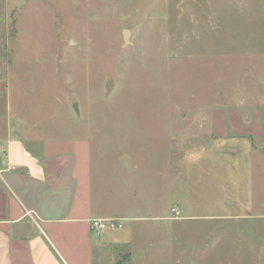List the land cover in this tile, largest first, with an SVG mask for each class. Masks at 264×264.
<instances>
[{"label":"rangeland","instance_id":"obj_1","mask_svg":"<svg viewBox=\"0 0 264 264\" xmlns=\"http://www.w3.org/2000/svg\"><path fill=\"white\" fill-rule=\"evenodd\" d=\"M263 109L264 0H0L1 134L90 130L175 159L187 217L131 221L96 264H264V216L250 232L231 216L264 214V138L247 129Z\"/></svg>","mask_w":264,"mask_h":264},{"label":"crops","instance_id":"obj_2","mask_svg":"<svg viewBox=\"0 0 264 264\" xmlns=\"http://www.w3.org/2000/svg\"><path fill=\"white\" fill-rule=\"evenodd\" d=\"M250 118L259 123H249L248 134L264 138V109ZM12 133L9 123L0 132V264H96L106 248L129 240L131 221L187 217L172 211L178 208L170 201V147L111 145L90 130L72 137L28 133L24 142ZM249 185L252 200L251 177ZM232 204L240 208V197ZM253 209L249 202L231 215L237 230L244 223L250 232L253 217L264 216ZM92 218L126 220L120 229L96 233Z\"/></svg>","mask_w":264,"mask_h":264},{"label":"built area","instance_id":"obj_3","mask_svg":"<svg viewBox=\"0 0 264 264\" xmlns=\"http://www.w3.org/2000/svg\"><path fill=\"white\" fill-rule=\"evenodd\" d=\"M175 218L180 217L178 209H172ZM125 218H92L90 219V229L96 232L114 231L120 229L124 225Z\"/></svg>","mask_w":264,"mask_h":264},{"label":"water","instance_id":"obj_4","mask_svg":"<svg viewBox=\"0 0 264 264\" xmlns=\"http://www.w3.org/2000/svg\"><path fill=\"white\" fill-rule=\"evenodd\" d=\"M123 37H124V41L127 42L128 41V30H124ZM110 88H111V83H108V85L106 87V91L109 92ZM2 89L4 90V86ZM76 110H77V108H76Z\"/></svg>","mask_w":264,"mask_h":264}]
</instances>
